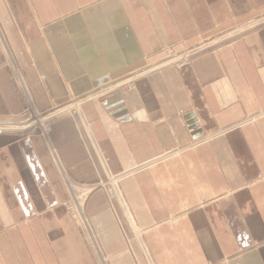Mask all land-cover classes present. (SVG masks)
Instances as JSON below:
<instances>
[{
    "label": "crops",
    "instance_id": "crops-1",
    "mask_svg": "<svg viewBox=\"0 0 264 264\" xmlns=\"http://www.w3.org/2000/svg\"><path fill=\"white\" fill-rule=\"evenodd\" d=\"M75 97L0 132V264H264V0H0V123Z\"/></svg>",
    "mask_w": 264,
    "mask_h": 264
},
{
    "label": "built area",
    "instance_id": "built-area-1",
    "mask_svg": "<svg viewBox=\"0 0 264 264\" xmlns=\"http://www.w3.org/2000/svg\"><path fill=\"white\" fill-rule=\"evenodd\" d=\"M189 52L187 54H189ZM194 53H192V54H194ZM187 54H185V57H187L186 56ZM191 55H189V57H187V58L180 59L176 63H181V60H183V61L188 60V58H190ZM28 103L31 105L29 100H28ZM78 107H79V103H77V101H70V102L66 103L65 105H63L62 109H59V111H57L54 114L59 113L61 110H62V112L68 111L70 113H77L79 111ZM34 112L37 113L36 111H34ZM49 116H51V115H48L46 117H41L40 119H38V122L36 121L37 118H34L35 119L34 123H40L42 125L43 124L46 125L47 124L46 119ZM6 128L7 127H0V130H10L9 128H7V129ZM46 128L48 131L49 130L48 124H47ZM188 132L189 133L194 132V129L188 128ZM99 162L102 166L103 172L101 175L97 176L96 183L91 185V186H88V187L87 186L84 187V186L79 185L78 183H75L66 175L65 172H63L61 170L59 171L60 175L62 177L63 183L65 184V186L68 190V199L65 202V207L69 211V213L71 214V217L74 220V222L77 225H79L80 228H83L86 230L89 229V225H88V221H87L85 214H84L83 203H84V199L87 196L88 192H90L92 190L101 189L106 196L115 197L117 199H120L119 198V192L117 189V182L120 179V176L112 175L109 171H107L106 165H105V160L103 159V157H101V156L99 157ZM87 188H89L90 191L85 190ZM74 189H78V190H74Z\"/></svg>",
    "mask_w": 264,
    "mask_h": 264
},
{
    "label": "rangeland",
    "instance_id": "rangeland-1",
    "mask_svg": "<svg viewBox=\"0 0 264 264\" xmlns=\"http://www.w3.org/2000/svg\"><path fill=\"white\" fill-rule=\"evenodd\" d=\"M234 30H237V28L229 29V31H234ZM201 45L204 46V44H202V43H201ZM201 45H199L197 47H189L187 49L185 48L182 51H175L172 47L171 48L170 47L165 48V49H163L164 56L159 61H156L155 63L147 64L144 67V69H142L141 71L150 70V69L156 67L157 65H158V67L160 65H162V66L177 65V64H179V63H176L177 61H179L180 59H184V58L189 57V55H191L192 53L196 52V49H198ZM188 52H189V54H187ZM185 54H187L186 55L187 57H185ZM191 56H190V58H191ZM190 58H188V60ZM166 63H168V64H166ZM131 77H133V75H131ZM131 77H127V78L129 79ZM72 101H78V98L75 97V98L72 99ZM28 109L29 110L25 109V112H27V114H26V117L23 120H21V121L8 120L6 122L0 123V127L12 128V127L17 126L19 128V130L18 129L0 130V132H9V133H12V134H14L15 136H18V137H28V136H33V135L37 134V135L42 136L43 138H47V135L49 133V130L47 131V128H46L47 124L46 125L45 124L42 125L40 123H34L35 122L34 118H37L36 121L38 122V119H40L41 117H46L48 115H53L54 113L59 111V109H62V106L54 108L53 110L51 109L49 111H45V113L44 112L35 113L32 105L29 106ZM61 179H62V177H61ZM74 190H78V189H74Z\"/></svg>",
    "mask_w": 264,
    "mask_h": 264
},
{
    "label": "bare ground",
    "instance_id": "bare-ground-1",
    "mask_svg": "<svg viewBox=\"0 0 264 264\" xmlns=\"http://www.w3.org/2000/svg\"><path fill=\"white\" fill-rule=\"evenodd\" d=\"M231 36V35H230ZM168 64V63H167ZM170 64V63H169ZM118 86V85H117ZM7 129V128H6ZM9 129H18L19 130V128L17 127V126H15V127H12V128H9Z\"/></svg>",
    "mask_w": 264,
    "mask_h": 264
}]
</instances>
